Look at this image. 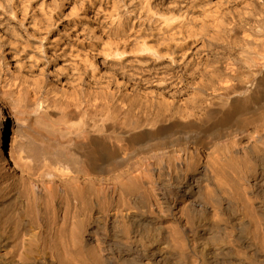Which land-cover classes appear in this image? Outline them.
Returning <instances> with one entry per match:
<instances>
[{"label": "bare ground", "instance_id": "obj_1", "mask_svg": "<svg viewBox=\"0 0 264 264\" xmlns=\"http://www.w3.org/2000/svg\"><path fill=\"white\" fill-rule=\"evenodd\" d=\"M92 1L0 0V264H264V0Z\"/></svg>", "mask_w": 264, "mask_h": 264}, {"label": "rangeland", "instance_id": "obj_2", "mask_svg": "<svg viewBox=\"0 0 264 264\" xmlns=\"http://www.w3.org/2000/svg\"><path fill=\"white\" fill-rule=\"evenodd\" d=\"M47 1H49V0H47ZM93 1H94V2H93ZM93 1H92L93 3L91 4L92 6H89L88 4H86V8H87L86 10L89 11V16L91 15V16H90L91 19H88V24H89V26H95V25L97 26V25H99V24H100V26H101L103 22H100V23H99V22H94V21H98V20H94V19H93V14L96 15V13H98L97 17L99 18V20H101V19L103 18L102 16L106 15L107 13H109V12L112 10V9L109 10L110 8H112V7L110 6V4H112V2H111L110 0H93ZM101 1H102V2H101ZM124 1L126 2V0H120V1L118 0V1H117V3L119 2V3H118V6H120ZM185 1L187 2V4H190V5H189L190 7H189V6H187V7H188L189 9H190V8L192 9V4H191L192 1H190V0H188V1L185 0ZM211 1H212V0H211ZM213 1H215V0H213ZM95 2H96V3H95ZM97 2H98V3H97ZM99 2H100V3H99ZM125 2L122 4L123 6L126 4V6H124V7H125L124 9H126V7H127V10H128V9H132V8H130L131 6H127V2H126V3H125ZM108 3H109V5H108ZM95 4H96V5H95ZM98 4H99V5H98ZM187 4H186V5H187ZM97 5L100 6V7H97ZM101 5H102V6H101ZM122 5H121L120 7H118V9H119L118 12H120V13L122 12V10H123V12H124V9H123V6H122ZM128 5H129V4H128ZM78 6H79V5H78ZM87 6H88V7H87ZM94 6H95V7H94ZM103 6H104V7H103ZM91 7H92V8H91ZM96 7H97V8H96ZM101 7H103V8H101ZM105 7H106V8H105ZM107 7H108V9H107ZM66 8H68V7H66ZM88 8H89V9H88ZM95 8L98 9V10H96ZM104 8H105V9H104ZM233 8H234V5L232 6V11H231L232 17H230L231 14H228V15L225 16V18H229V20H227V19H226V20H227L228 22L230 21V22H229V26H230V23H231V27H230V28H231L232 33H237L239 36H243L244 32H243L242 28L239 27V23H238V22H239V18H238L239 16L237 17L236 12L233 11ZM106 9L109 10V12H108V11L105 12ZM66 10H67V9H66ZM95 10H96V11H95ZM103 10H104V13H103ZM120 10H121V11H120ZM218 10H219V9L216 10V11H217V14H216V15L214 14L216 11H215V12L213 11V15L216 16V17H219V16L221 15V14H218V12L221 13V11H220V10L218 11ZM90 11H91V12H90ZM92 11H93V12H92ZM94 11H95V12H94ZM99 11H102V12H99ZM232 12H233L235 15H234ZM102 13H103V15H102ZM121 14H123V13H121ZM257 14H259V13H257ZM123 15H124V14H123ZM123 15H122V16H123ZM101 17H102V18H101ZM233 17H234V18H233ZM100 18H101V19H100ZM232 18H233V19H232ZM230 19H232V20H230ZM236 19H238V20H236ZM92 20H94V21H92ZM243 20H244V21H248V15H245V16H244V19H242V21H240V22H244ZM90 21H91V22H90ZM60 23H62V22H60ZM94 23H95V24H94ZM90 24H91V25H90ZM104 25H105V26H104ZM61 27H63V26H62L61 24H58V30L61 29ZM102 27H105V28L107 27V28H108V24H107L106 22H104L103 25H102ZM240 28H241V29H240ZM3 44H4L3 42L0 43L1 47H3V48L0 47V64L3 62V60H5L3 57H6V55L10 58V59H9V58L7 59L8 61H9V60H12V59H11V58H12V55H11V54L9 53V51L7 50L6 44H5L4 46H3ZM218 44H219L220 46L217 47V48H218V50H220V47H221L222 45H221L220 43H218ZM1 50H2V51L4 50V51H6V52H4V51L2 52ZM1 61H2V62H1ZM2 64H3V63H2ZM2 76H3V75H2ZM6 86L8 87V84H7ZM4 89H5V88H4ZM83 98L86 99L85 97H83ZM95 102H96V103L93 105L94 108L97 106V103H98V106H100V103H99L98 101H95ZM98 106H97V107H98Z\"/></svg>", "mask_w": 264, "mask_h": 264}]
</instances>
